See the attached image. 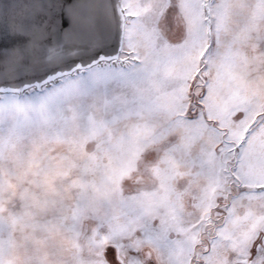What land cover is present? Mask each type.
I'll return each instance as SVG.
<instances>
[{
    "label": "rangeland",
    "instance_id": "1",
    "mask_svg": "<svg viewBox=\"0 0 264 264\" xmlns=\"http://www.w3.org/2000/svg\"><path fill=\"white\" fill-rule=\"evenodd\" d=\"M263 2L121 0L118 60L43 103L0 93V264H264V129L238 178L228 164L264 113L236 95L264 92V28L237 87L232 22Z\"/></svg>",
    "mask_w": 264,
    "mask_h": 264
},
{
    "label": "snow or ice",
    "instance_id": "2",
    "mask_svg": "<svg viewBox=\"0 0 264 264\" xmlns=\"http://www.w3.org/2000/svg\"><path fill=\"white\" fill-rule=\"evenodd\" d=\"M20 29L11 36V43L17 46L18 56L13 68L14 90L21 92L32 88L34 95L26 98L29 102L33 100L45 102L53 93L59 94L83 79L81 74L73 80L71 73L91 68L120 52L121 33L102 22L99 16L88 9L83 0H59L55 12L50 10L46 16H33L22 21ZM33 29H41L42 35L39 39H33ZM0 47L5 45L0 42ZM212 47L213 43L209 40L208 47L201 56L202 60L209 56ZM34 52H42L43 58L34 61L31 55ZM77 52L80 53L79 56H76ZM7 58L0 57V73H3ZM66 75L68 76L66 81L61 79ZM199 75L198 72L197 76ZM56 81H59V84ZM10 87L9 81L0 75V89ZM206 94L207 90H202L198 99H203ZM191 115L195 117L197 114ZM234 119H242V114H237ZM258 127L264 129V113L248 126L239 144L229 145L228 155L232 157L228 160V164L231 165V178H238L246 169L249 159L247 145ZM258 189L264 190V183L258 184ZM256 252L257 254L260 252L258 244Z\"/></svg>",
    "mask_w": 264,
    "mask_h": 264
},
{
    "label": "water",
    "instance_id": "3",
    "mask_svg": "<svg viewBox=\"0 0 264 264\" xmlns=\"http://www.w3.org/2000/svg\"><path fill=\"white\" fill-rule=\"evenodd\" d=\"M83 3L87 5L92 13L99 16L102 22L107 23L112 30L121 33L123 38L126 15L122 9L121 0H83ZM58 5L59 0H0V42L5 45V47H0V57H8L3 66V73H0V75L6 78L11 85L9 89H0V93H22L32 89L28 88L21 92L14 90L13 68L16 65L18 56L16 53L17 46L11 43V36L21 30L20 25L22 21L30 19L33 16H46L50 10L55 12ZM32 34L33 39H39L42 31L41 29H33ZM119 54L120 52L113 55L111 59L101 61L99 64L114 61L113 59H117ZM31 55L34 61L43 58L42 52H34ZM79 55L80 53L77 52L76 56ZM85 69L88 68L81 69L80 71Z\"/></svg>",
    "mask_w": 264,
    "mask_h": 264
},
{
    "label": "crops",
    "instance_id": "4",
    "mask_svg": "<svg viewBox=\"0 0 264 264\" xmlns=\"http://www.w3.org/2000/svg\"><path fill=\"white\" fill-rule=\"evenodd\" d=\"M240 12L236 13V17L233 19V22L232 24L235 25V26H239V28L241 29V33H236L234 34L235 38L232 36V41L234 40V42H236V51L234 52L235 55H232V60L234 59L235 60V67H236V71H235V77L233 79L234 82L237 81V87L239 86V84L243 83L244 81V76H245V67L248 66V62H249V56L248 55H245V45L248 43V39H247V29L248 28H251L253 26V28L255 29H260L261 27L264 28V2H263V5L262 6H257L255 8V10L253 11V16L257 17L259 16V18H253L251 20H248L246 17H245V13L243 10V8H240ZM241 13V14H240ZM244 13V14H243ZM245 31L246 32H243L244 30L242 29L243 27H245ZM254 31V30H253ZM246 33V34H245ZM250 60L254 61L255 58L254 56H251ZM245 69V70H244ZM241 81V82H239ZM250 88H248V85L247 86H242V91L240 94H236V95H251L252 97H255L256 95H264V92H257L255 91L256 89V86L254 85L253 83V80H251L250 82ZM232 98H234V100L236 99L235 96L233 97L232 95ZM239 98V97H238ZM237 98V99H238ZM259 99H261L262 97H258ZM255 106V105H254ZM255 107H251L248 109V114L251 116L253 115L255 112ZM259 112V110H258ZM258 114V113H257ZM147 146L145 147H139V148H134L132 151H133V155L134 156H139V154L141 153L142 149L146 148ZM128 162V161H126ZM158 162H160L158 160ZM162 162H166V160H162ZM169 163H176V162H173V159H170L168 158V161Z\"/></svg>",
    "mask_w": 264,
    "mask_h": 264
},
{
    "label": "bare ground",
    "instance_id": "5",
    "mask_svg": "<svg viewBox=\"0 0 264 264\" xmlns=\"http://www.w3.org/2000/svg\"><path fill=\"white\" fill-rule=\"evenodd\" d=\"M207 8V7H206ZM124 35V34H123ZM113 60H116V59H113ZM118 60V59H117ZM120 60V59H119ZM110 62V61H109ZM122 63H123V59H122V61H121ZM111 63V62H110ZM120 64V63H119ZM100 65V64H99ZM124 66H125V64H124ZM122 67V66H121ZM15 93V92H14ZM25 93V92H24ZM133 143V142H132ZM208 158V157H207ZM153 161V160H152ZM151 161V162H152ZM145 162V161H144ZM150 162V161H149ZM141 169V168H140Z\"/></svg>",
    "mask_w": 264,
    "mask_h": 264
}]
</instances>
